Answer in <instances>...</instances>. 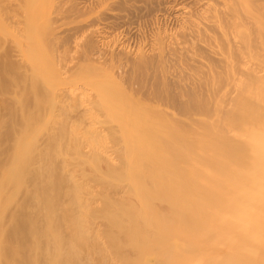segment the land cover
I'll return each instance as SVG.
<instances>
[{
    "label": "rangeland",
    "instance_id": "374dc122",
    "mask_svg": "<svg viewBox=\"0 0 264 264\" xmlns=\"http://www.w3.org/2000/svg\"><path fill=\"white\" fill-rule=\"evenodd\" d=\"M132 1L131 2H132L133 8H137L140 10L142 9V11H140L141 12L140 14L144 15L142 17V19L140 17L139 18L140 20H139L136 17H131L134 15L128 14L130 16V17L128 16V18H130V20L129 19L128 20L123 19V18H115V20H114L115 22L112 21V24L109 25V23L107 24L105 21L103 23V20H101V19L100 20L102 22H99L100 20L98 21L100 24L99 23L94 24V22L91 19H92V16L97 13L96 11H98V9L97 8L95 9L93 7H84L83 8L79 4L81 6V7L80 6L79 7L82 9L79 8V10H76V8L75 9L73 8V6H75L72 3L73 0H65V1L64 0H58V1L57 0H0V235H1L0 239L3 243L4 248H5L4 243H5V245H7L10 243L9 241H11V244H12V242L14 244L18 242V245L15 244L14 247L15 246L19 247V250L21 251L22 246L20 247V242H22V241L26 242V244L24 242H22L23 246H27L28 245L27 243H29L28 246L32 245V242L34 240L32 239L33 236H31V234H32L31 230H32V227L34 229V227L36 226L35 229L38 228L39 231L42 230L43 232H46V233H44L45 235L47 233H49V234L47 236H45L43 234V236L42 237L39 236V238L36 235V237L38 239L35 237H34V239L37 240V244L42 246L43 250H45V251L48 250L51 253L49 256L42 254L41 256H39L37 258L35 256H31V257L27 256L26 257V255H27V253H26V255H23V256L12 257L14 259L9 258L11 256L10 255L7 256L8 255L7 254L6 256L3 255L2 259L0 258V264H144V263L145 264L146 263L147 264L148 263L149 264H156L154 262L155 260H154V256H153V250H151L152 251L151 252V251H149L151 248H148V247H152V245H150V243H152L155 240V238L153 240H150V242H148V241H149V239H151V237L153 235H156V233H158L159 231L162 232V230L165 229V227L163 228L164 223L162 224L163 226L160 224V226H161L160 228H163V229H160L159 224L157 225V223L152 221V220H151L150 224H151V226L154 225L153 227H151L148 223H145V222L143 225V223H142L143 220L141 219V217L138 216L137 213H136V217L138 216V218H139L138 220H136L137 222L134 220L130 221L129 216H126L127 214L125 216H123L122 215V214H124L123 210H118L117 208H115L116 206H114V205L111 206L112 203L115 204L116 202L121 200L123 204H129L128 202H133V201H134L133 203L136 204L137 202L140 201L139 205H141V199L137 196V194L135 195V193H134L135 191L133 193H134L135 197L137 196L138 201L134 200L136 198L133 195L129 196V193L131 191H133V187L132 186L130 187L131 184L126 182V181H129V179L127 178L128 176L126 174L122 175V176H126L127 179L124 180L125 179L124 178L122 180L123 182L117 184L118 185L117 186L115 183H113L114 185L111 184V182L113 181L111 178L113 176L111 178L108 177V179H107L106 176H108V175L107 174L104 175L103 173H106V172L109 173L110 172V171H108V167H107V165L109 166L110 164L111 165L114 164V167L117 169V171L120 170L118 168H121V166H120L121 164L122 165L125 164V163H123L124 160H127L125 162L132 165L133 169L136 168L135 164H137L138 162H142L143 160H144V162H146V161L149 162V163H146L147 165L143 164L146 167L148 166V164L150 165V163H151L152 168L150 166H148V168H151V171H152V169L153 170L155 169L154 171H152V172H154L155 178L156 177L159 178V176L162 177V174L164 173V172L162 173L160 171V169L162 167H173L174 166L177 168L179 166L177 168L178 172H179V170L181 169V167H180L181 163L180 162H182V160L179 161L180 160L179 155H178L177 161H176V159H173V158H176L177 153L181 154L180 153V151H181L180 147L182 145L181 141H183V143L185 144V139L183 140V137L178 138L177 136H179V135H177L178 134L177 130L169 129L167 127V124H165V126H164L165 129H159L160 125L157 124L158 123V117H159L157 111L161 112L160 114H163L162 115L163 119L167 120L168 122L171 120V118H169L168 115H170L171 112L176 111V109L172 105L171 101L168 102L169 101L168 98H165V96H163V97H161L162 98V100H161V98L159 99V97L152 95L149 92L148 87L150 86V84L148 82L143 83V86H141V83H140V85H139V83H137V85H136V82H133L134 84L132 85L129 83L121 82L118 79H114V78H116L115 77L116 74L117 75L126 74L128 67H129V65H128L129 64V60H128L129 55H127V53L116 54V53H118L117 50H118L119 46H115V45H119V43L121 42L122 44H120V46H124L125 48L129 47V54L132 52L135 54L134 51H136V50L140 51V48H142V47L144 48V46L148 47V44L149 43L151 44L150 40L153 39L154 36L152 37L150 35V33L152 34V33H154V31H155V33H157L158 31H160L161 33L167 32L165 34L166 36H163L160 39L159 38L158 39L162 40L164 38L163 39L164 41L162 40V42L163 43L165 42L164 43L165 45L167 43L168 46H173V45L179 46L180 49H178V50H180V51L176 52V55H175L176 58H179V56H181V54H182L183 56H181V57H183V60H184L185 55L188 54L186 56L187 64H188L189 61L191 62V60H193V59H191L192 58L191 53L193 54L195 59H197L196 57L200 56L199 54L202 53V55L200 56L203 60L202 63L200 62L201 59L199 57H198L199 58L198 61L199 60L200 61H199V63L196 62L197 65H195L193 63V61L195 62V60L192 61V64L189 62L190 63L189 66L190 65H193V67L202 66L203 64L205 65L207 63L208 58H209V61H212L213 58L210 60V57L211 56L213 57L212 54H214L215 52L217 54L215 53L214 55H217V56L219 55L218 52L221 48V45H219V44H221V42H224V39H223L224 37L222 36L224 34H222L220 37L221 32L225 33L226 36L225 35L224 36H225V39L227 38L226 40H228V39L229 40L231 39V41L235 40L234 42L232 41V43H235L236 45H237V43H239L238 45H240V43H242L241 42L242 41V39H241L242 35H238L240 33V31H238L239 29H241V31L244 30V33L250 29L253 32L256 31L255 33H257L258 31H261V32L264 31V7H263L264 6V0H242L246 4L243 3V4H241V6L232 5L234 3H232V1L230 2V0H226V1L224 0L225 2L221 0L222 3L220 0H218V2L222 4V5L219 4V5H221V7L219 6L220 9H218V7H217V10L219 12L216 11L217 12L216 15L213 13H209V14L206 13L207 15L205 14L206 18L209 15V18H208L209 22L207 21V19H205L206 22H208L207 24H209V29H207L206 32H208L209 35L211 36V38H213V39L211 41H209V39L206 38L208 41H206V43L203 44V46H200V45H202L201 43L203 42V41L201 42V40L202 39L204 41L206 40L203 38V36H201L202 39L200 38V36H199V38H197L198 36H196V35L194 36L196 38H193V36H190L188 38L186 37L187 40L186 39H180L177 36L176 24H174V26H173L172 22L169 23L170 20H168L169 19L168 16L170 14V11H167L168 7H166V6L168 3H169L168 5H170V3H171V5H173L172 7H174V9H175L174 3L176 1L174 2V0H173V2H172V0H171V2H169L170 0L169 1L167 0V2H166V0H164L165 1L164 2L162 0H159L158 2H156L154 0L156 3H154L153 0H132ZM226 2H228V3H226ZM129 6H131V4H129ZM132 6H131V8H132ZM228 6L229 7L237 6L236 7L237 9L235 10V8H228ZM238 8L241 10H239ZM247 10H248V12H247ZM250 10H251V12H250ZM119 11L122 12V10H119ZM253 12H254V14L257 12L259 14V16L257 13L255 15L252 14L253 15L252 16L250 13H253ZM125 13L127 14V12H125ZM166 13H167V15H166ZM210 14H211V16H210ZM212 14L214 15V17H212ZM244 15H246V16H244ZM254 16H256L258 18V20ZM210 17H211V19H210ZM243 17H245V19ZM243 20H244V22H243ZM210 21H211V23H210ZM120 22H123L124 24L126 22L127 24L123 25V23H120ZM244 23H245V25H244ZM105 24L107 25V27ZM243 26H244V28L245 27L246 28L248 27V28L244 29ZM259 26H260V28H259ZM105 27H106V29H105ZM116 27L118 29H116ZM152 27H153V29H152ZM108 28L109 29L113 28L114 30L111 29L113 32L112 31L110 32V30ZM210 28H213V29L210 30ZM215 28L217 29V31H215L216 30ZM106 30L109 32L108 33L104 32ZM143 30H145V32ZM208 30H210V31H208ZM175 31H176V33H175ZM93 32L94 33L98 32L96 34H99L100 32L103 34L105 33L104 36H102V34L100 33L99 37H101V38L103 37L102 39L105 42L107 41V43L101 42V45L99 44L100 45L99 48L96 47V49H95V47L92 46L91 47L93 49L92 50L89 46L87 47L85 45V43L87 44V40L89 39V35ZM114 32H116V33H114ZM107 34L110 35V38H108V39L106 36ZM240 34H242V33H240ZM262 35L264 36V33ZM217 36H218V38H217ZM263 36H262V39H260L257 35L255 36L257 39L256 40V42H257L256 47L257 48L255 47L256 48L255 50H259L258 49L259 47H261V49H262V47H263V49H262L263 51L261 49L260 50H261V52H264V45H263L264 44V37ZM132 38H134V39H132ZM129 39H130V41L128 42ZM198 39L200 42L198 41ZM103 40H101V41H103ZM124 40H125V43H124ZM239 40H240V42H238ZM108 41H109V44H108ZM176 41H177L178 45L175 44ZM181 41L183 43H180ZM259 41L261 42L262 46L260 43H258ZM112 42H114V43H112ZM99 43H100V40H99ZM196 44H200V45L196 46ZM210 44L213 48L216 47L215 48L216 51H214V53H213V51H211V53H209L210 48H208V47ZM111 45L112 46L114 45V47H112ZM139 45H140V47H139ZM167 45L164 47L168 48ZM219 46H220V48H219ZM222 46H223V43H222ZM183 47H184V49H183ZM111 48H114V49L116 48L115 49L116 52L111 51V50H114ZM203 48L207 49V53H209V55L211 54L210 56H208V58H206L207 61L203 57V53H204V56H205V54L207 56L206 50H204ZM109 49H111V50H109ZM202 49L205 52L204 51L202 52ZM240 49H241V46L237 50L238 53L243 48L241 50ZM252 49H254V46L252 47ZM85 50L86 51L88 50V52H86ZM130 50H131V52H130ZM243 50H245V49H243ZM255 50H253V51L251 50V52H250L251 55L253 52H254L253 54H255V52H256V55H257V53L259 51L257 52ZM110 51H111V53H110ZM199 51H200V53L197 54L196 52H199ZM112 52L114 53L112 55L114 57L113 58H112V56L108 57V56H110L108 54H112ZM222 52H223V50H222ZM241 52H243V51H241ZM245 52H248V51H244V53H243L246 56ZM177 54L179 55L178 57H177ZM243 54H240V57L242 55L241 58L244 57ZM261 54H263V53H261ZM261 54L258 53V55H261ZM172 55L171 54L167 55L164 58V60L166 59L165 60L166 63L165 64L163 63L165 65V68L163 67L164 65L163 66L158 65L159 68H157V72L161 71L160 68H162V72H163V69H165L167 72L166 68L168 67V72L167 73L163 72V73L166 74V76L168 78L173 79V80L169 79L170 80L169 81V84H170L169 87L172 90H174L175 92H177V89H179V87L177 85L183 84V83H176L175 84L174 81L176 80L177 77H180L183 73L184 74L187 73L184 71L185 69H189V71H191V69H190V67L189 68L186 67L188 65H181V66L186 67V68L184 67L185 68L184 70L182 67H181L182 70H181V68L178 70L177 68L173 67L176 65V62H178V61L176 60L175 56L172 57ZM226 55L227 54H224L222 57H225ZM229 55L227 56V58L229 57ZM263 55H262V58L264 59ZM169 56H171L172 58ZM230 56H234L233 58H235L236 53L234 55L232 54ZM253 56L254 55H252L250 57V59L249 58L247 59L249 61L251 60L252 62L251 61L250 62L253 63V65H255L256 62L259 61L260 59H261V61L263 60L260 56H259V59L257 58L258 56H254V57ZM181 57H180V59H181ZM214 57H216V56H214ZM240 57L235 58V60L239 59ZM247 57H249L248 54H247ZM169 58H171L173 61ZM231 58L232 57H230L228 59V61ZM251 58H255V59H253L254 61ZM174 59L176 60L175 62H174ZM188 59H189V61H188ZM240 59H239V62L237 61V63H240ZM185 60H184V64H185ZM99 61L101 64L99 63ZM116 61H118V62H116ZM249 61L246 62V57H245L244 62H246L247 65L248 64L252 65ZM173 62H174V64H173ZM203 62H205V63H203ZM229 62H231V63L235 62L236 63V61H234V60L232 61V59ZM112 63H114V64H112ZM241 63H243V62L241 61ZM243 64H245V63H243ZM113 65H115L116 67ZM123 65H125V66L128 65L127 69ZM170 66H172V68ZM176 66H178V65H176ZM231 66L229 65V67H231ZM203 67H206V65ZM203 67H200V68L203 69ZM173 68H175V69H173ZM206 68L208 71V64H207ZM224 68H226V67H223L222 68L223 70H221L220 68L219 69L221 70V72H224V73L226 71H229L228 68H226V69H224ZM220 70H218V71L216 70V72H220ZM205 71H206V69H205ZM256 71H257L258 75H262V72H260L259 70H256ZM109 73L112 75V77ZM203 73L205 74V72H203ZM198 74H200V73H198ZM171 76H172V78H171ZM145 84L147 86L148 85L149 86L146 87ZM221 91L224 92V90H221ZM168 103H170V105H168ZM157 108H159V109H157ZM119 109H120L121 113L118 111ZM165 109L168 111V113L170 112V114L165 112L166 111ZM110 118H111V120H110ZM119 120L120 121L122 120L121 122H123V125ZM150 121H153L152 123L149 124L150 126L149 125L145 126V124L149 123ZM147 127H149V128H147ZM173 130H174V132H173ZM180 130L184 132V130H182V129H180ZM180 130H178V131H180ZM186 130L188 131V129H186ZM112 132H113V135H111ZM169 132H170V134H168ZM156 133H160L159 134L160 137H162L161 135L164 134L163 137L166 139L168 137V140H166V139L161 140V138ZM174 133L176 135L173 136ZM114 135H116V136H114ZM143 135H144V137H143ZM170 136H172V137H170ZM175 136L177 137V139ZM90 137H93V138H90ZM88 138H90V140ZM94 138H97V139H94ZM125 138H128V139H125ZM169 139H170L171 144L169 142ZM88 140L92 141L93 144L91 142H89ZM175 140L179 142L176 145L179 147L178 149L180 151L177 149V147L174 148L175 145L174 146L172 145L173 144L172 141L176 142ZM168 142H169V147H170V145L173 146V150H172V146H171V148L168 147L167 149H165L168 146V144H167ZM144 143H146V144L144 145ZM88 144H90V146ZM98 144L100 147L98 146ZM93 145H95V146L93 147ZM146 145H147V147H146ZM183 145H182V147L185 146V145L184 146ZM96 146H97L98 150L95 149ZM127 146H128V148H127ZM129 146H131V148H129ZM134 146H135V148H134ZM164 146H166V147H164ZM90 147L93 150H91ZM184 148H182L183 151H184ZM174 149H177V150L174 151ZM128 150H130L131 152L130 151L128 152ZM93 151H95V152H93ZM183 151H182V153H183ZM106 152L108 153L107 155H106ZM127 152L129 153L128 154L129 156L126 155ZM97 153L99 154L101 159L97 157L98 156ZM130 153H131V155H130ZM95 155H97V156H95ZM109 155L113 156L114 159H116L115 161H116V164L118 163L117 165L113 161L114 160L113 157H111ZM93 156H95V157H93ZM104 156H105V158L106 157L107 158L105 159ZM96 158H98L97 159L98 162L96 161ZM181 158H182V156H181ZM111 159H113V160H111ZM186 159H187L186 157L183 158V160L185 161V162L183 161V164H185V165L190 161L189 159H188L189 161ZM106 160H107V162H106ZM92 162H94L97 167H95V165H93L94 163H92ZM177 162H179L180 164L178 165ZM138 164H137V169L139 172L135 173L133 175L134 178L137 179L136 187H139L138 193L142 194L143 189H145V190L148 189V191L152 190V194L150 196L153 195L152 197L147 196L150 199L146 197L148 200L151 201V203H150V201H149V203H150V206H152V207L150 209L149 208L144 209V211H143L145 214L144 216L149 217L156 207H157L156 210L159 208L160 210L159 209L158 210L160 212H162V214L165 211L169 212V209L171 208V206L169 208V205H170L169 201L166 202V201H164L163 197H160L161 191L156 190L158 188L152 189L156 186V184L154 186V183H153L154 181H150L151 178L148 181L149 176H144L145 180H146L144 182V177H143V180L141 177L143 174L145 175V173H146L147 175L150 174V176H152V179H154V175H151V172H149L150 169L148 170L149 174L147 173V170L142 171L141 170L143 168L142 163H141V165H138ZM189 164H190V162H189ZM20 165L23 168L19 167ZM154 165L156 168L158 166V168L156 169L154 167ZM124 166L125 165H123L122 168H124ZM184 167L187 168L188 166L187 167L184 166ZM184 167H182V168L184 169ZM15 168H21L23 170H24V168H27L24 173H27L26 171H29V173L27 175L22 174V176L24 175V177H23L24 181L20 177L21 175L20 176L18 175V177H20L22 180V181H20V180L19 181L22 182L23 184L22 183L19 184V183L15 182L16 179L12 180V181H14L12 184L11 179H13V178H12L11 174ZM143 169H146V168H143ZM23 170H21V171H23ZM125 170L124 169L120 170V175H121V172H123L122 174H124ZM140 170L143 172V174H140ZM181 171H184V170L181 169L179 173H181ZM125 172L127 173V170ZM100 174H102V175H100ZM165 174L166 173H164L163 175L165 176ZM169 174L170 173H167L166 176L171 177L172 174L171 175H169ZM97 175L99 177L98 180H97L98 177H96ZM110 175H111V172H110L109 176ZM182 175L184 176V180L187 176H188V178L190 177V174L189 175L185 174V171L183 172ZM40 177L41 178L46 177L47 179L52 180V182H53L49 186V188H53V191L52 192L47 191V193H45V195H44L45 198L41 197L43 200L47 199L46 202H48L47 203L48 206L46 208H44L45 205L40 206L42 203L40 201H43L42 199H39L40 197H36V198L33 197L32 198V196H31L33 194L32 191H36L37 187H39V180L41 179ZM101 177H102V179H101ZM14 178H15V176H14ZM29 179H31V180H29ZM109 179L112 181L110 182ZM165 179H166V177H165ZM45 180L46 179H44V181ZM75 180H77L78 183L81 185L80 199L82 201L80 200V202H78V203H76V200L74 198L75 186H74L73 182ZM140 180H142V181H140ZM161 180H164V179L161 178ZM100 181H101V183H100ZM108 181H109V183H108ZM183 182H185V181H183ZM15 183H17V184H15ZM143 183H145V184H143ZM150 183L154 187L152 186V188H151ZM108 184H111V185H108ZM123 184H124V187H122ZM14 185L15 186L19 185L21 187V188L18 187V188H20V190L17 188V186L15 188ZM88 185H90L91 187ZM143 185H145V186H143ZM148 185H150V186H148ZM140 186L143 187V189H141ZM146 186H148V188ZM31 187H33V188H31ZM34 188H36V189H34ZM125 188H127V189H125ZM31 189H32V191H30ZM89 190L91 193L89 192ZM14 191L17 193H15ZM26 191H28V192L26 193ZM157 191H159V192L156 193ZM39 193H40V190H39ZM92 193L95 194L94 197L92 196L93 195ZM29 194H31V195H29ZM127 194H128V196H126ZM145 194H146V192H145ZM173 195L174 194H170V197L172 196L171 198H173ZM81 196L84 199L81 198ZM143 196H144V193H143ZM105 197L107 198V200ZM153 198L154 199L156 198L155 199L156 201ZM115 199H119V200L114 201ZM128 199H130V200H128ZM151 199H153V200H151ZM50 200L51 201L54 200V201L50 202ZM112 201H114V202H112ZM54 202H56V203H54ZM153 202H156V203H153ZM49 203H50V205H52L51 210L48 208V207H50ZM75 203L77 205L79 204V206H77ZM109 203H111V204H109ZM167 204H169V205L167 206ZM86 205H87V209H89L90 214L87 211V209H84V211L86 210L88 213V215L85 216L84 214H87L86 211L82 212V209L80 210V207L86 208ZM23 207H24V209H26V208L27 209L21 210V209H23ZM38 207H41L40 210L36 209ZM54 207H56V208H54ZM77 207H79V208H77ZM165 207H167L168 210ZM19 208H21V209H19ZM148 209L149 210L153 209V211L150 213ZM16 210L18 211L17 212L18 214L16 213ZM20 210H21V212L23 211L24 214L20 213L19 212ZM110 210L112 211L111 213H113V211H114V213L117 216L116 217V216L112 215V216H114L113 219L114 218L120 219V217H118V215L121 216L120 223H118V224L113 223V222L110 223V218H109V216H111ZM50 211H54L55 213L50 212ZM117 211H118V213H117ZM48 212H50L49 216L47 214L50 222L47 219L44 220L45 219L44 216ZM79 212L81 213L80 216L78 215ZM92 212H94V213L92 214ZM131 212L133 213L134 211H132V209H131ZM143 212H142V214H143ZM168 212H165V213H168ZM108 213H110V214L108 215ZM149 213H150V215H149ZM16 214H17V216H15ZM12 215L16 218H12L13 217ZM18 215H19V217H18ZM73 215L75 217L77 215L76 219H78L82 215H83L82 217H86V218L83 219L81 217V219H83L82 220L83 223L82 222L80 223L78 221L79 219L75 221V218L73 217ZM129 215L131 216V213ZM10 216H11V219H14L13 221L11 219H9ZM52 216H53V219L55 218L54 220L52 219ZM98 216H100L102 218H100ZM152 216H155V214L154 215L152 214ZM152 216H150V217L152 218ZM72 217L74 218V220ZM18 218H20L22 221H20V219H19V220H17V223H15L16 219H18ZM126 218L129 220V222H130V223L128 222L129 224L128 223L125 224L127 222ZM85 219H86L87 223H86ZM140 219L142 221H140ZM122 220L125 222H121ZM18 221L20 222V224ZM33 221L36 222L35 226H30ZM22 222L28 223V225H27V223L26 224L24 223L22 225L27 226V228H28V226H30L29 227L30 231H29V228L27 229L26 227L21 226ZM133 222L137 225H134ZM138 222H141L142 224H139ZM90 223H91V226H90ZM153 223H156V224H153ZM167 223H168V221L165 222L166 227L168 225ZM17 224L19 226H21V229L24 228L23 230L25 232L22 231L19 228V226H17ZM80 224L82 225V227H85L87 225L89 226L90 229H88V228L85 229V230L88 229L87 233L82 229L89 236H87L85 233H81L83 235H81L79 233V231L81 230L82 227H78L76 225L80 226ZM132 224L134 226H132ZM120 225L121 226L123 225L122 226L123 229ZM127 225H129L130 227H128ZM156 225L158 226V229H157ZM16 226L20 229L18 231V234H17V231L16 232L14 231ZM59 226H61V227H59ZM75 226L77 228H79V230L75 229ZM126 226H127V229L128 228H130V229L127 230ZM144 226H147L148 228L146 229ZM10 227L14 228V230L12 229L13 232L10 230L11 229ZM68 227L70 229H68ZM118 227H121V228L118 229ZM18 228H17V230H18ZM73 229H75L76 231L73 232ZM135 229L137 230V232ZM142 229L144 232L146 231L145 233L149 237L147 235H143V232H141ZM121 230H122V233H121ZM123 230H125V231H123ZM131 230H133V233ZM153 230H154V232L156 231V233H154ZM9 231L11 232L10 235H9ZM138 231H140V233H138ZM151 231H152V234H151ZM21 232L22 233L24 232V233L21 234ZM28 232H29V234H28ZM80 232H82V231H80ZM160 232L154 237H158V235H160ZM25 234H27V235H25ZM41 234H42V232H41ZM141 234L144 237H142ZM24 235H25V237H23ZM76 235H78L79 238L76 237ZM94 235H96V236H94ZM127 235H129V237ZM82 236L84 237L83 239H85L87 241L89 246L91 244L93 246L87 247L86 245H83V247H84L83 248L82 243H81ZM73 237L75 238V240ZM88 237H89V239H88ZM100 238H101V240H99ZM132 238L134 239V242L138 243L136 245V247L138 245H141V243H142V246H138L139 248L137 247V249H136L134 247L135 243L131 244ZM143 238H144V241H143ZM147 238H149V239L147 240ZM22 239H24V240H22ZM71 239H73V240L71 241ZM127 239L129 242L131 241V243L126 244L128 246H126L124 244V243L128 242ZM77 240L79 241V243L77 242ZM111 240H112V242H111ZM118 240H119V242H118ZM146 240H147V242H145ZM68 241L70 242L69 245H68ZM100 241H101V243H100ZM139 241H140V244H139ZM71 242L73 243V246L76 247L75 249H77V247H78V250L76 251V253L80 249V252H78V254L75 253L77 257L74 256L75 255L73 253L74 250L70 248V245L72 244ZM120 243H122V244H120ZM160 243H162V242L159 241L158 244H160ZM154 244H155V246L158 245L157 242H155ZM120 245H122V246L119 248ZM66 246L68 247V249H67L68 251H70V252L72 251L73 254H70L72 257L70 255H69L70 257H68V255L66 253L64 254L66 256H63V257H60L57 254L59 250H65L67 248ZM130 246H131V249H130ZM1 247H2V244H0V248ZM91 247L93 248L92 250H91ZM95 247H96V249H95ZM105 247H107V248H105ZM110 247H111V249H110ZM122 247H125V249ZM89 248H90V252H89ZM104 248H105V250H103ZM115 248H116V250H115ZM69 249H71V250H69ZM139 249H141V252ZM142 250H146L147 253H146V251H145V254H144V252L142 253ZM103 251H105V252H103ZM8 252L10 253V250H8ZM101 252H102V256H101ZM107 252H109V255H107L108 254ZM114 253H115V256H114ZM122 253H124V255ZM135 253L137 255H135ZM88 254H90V255H88ZM103 254H105V255H103ZM142 254H144V256ZM110 255H112V256H110ZM126 255L129 257L127 258ZM109 256L111 259L109 258ZM139 257H141V258L139 259ZM122 258H123V260H122ZM125 258H127L128 261ZM137 258L139 260H137ZM146 259H150V261L149 260L147 261Z\"/></svg>",
    "mask_w": 264,
    "mask_h": 264
},
{
    "label": "bare ground",
    "instance_id": "6f19581e",
    "mask_svg": "<svg viewBox=\"0 0 264 264\" xmlns=\"http://www.w3.org/2000/svg\"><path fill=\"white\" fill-rule=\"evenodd\" d=\"M131 1L132 0H73L72 3H73V5H75V6H73V8L74 9L76 8V10H79V8L81 6L83 8L84 7H93L95 9L97 8L98 9V11H96L97 13L95 15H93L92 19H91L94 22V24L102 22L101 20H103V23L105 21L107 24L109 23V25H110V24H112V21L115 20V18H123V19H127V20L129 19L130 20V18H128V16L131 15V14L134 15V16H131V17H136L137 19H139L141 17V19H142V17L144 16V15L140 14L141 13L140 11H142V9L140 10V9H137V8H133V6H132V2L133 1L132 2ZM155 1L158 2L159 0H155ZM155 1H154V3H156ZM162 1H164V0H162ZM222 1H224V0H222ZM222 1H221V3H222ZM231 1H232V3H234L232 5L241 6V4H243V3L246 4L242 0H230V2ZM166 2H167V0H166ZM169 2H171V0ZM172 2H173V0H172ZM174 2H175L174 3L175 4V9H174V7H172L173 5H171V3H170V5H168L169 3L168 4L166 3L167 4L166 7H168V9L167 8L166 9H167V11H170V14L168 16V18H169L168 20H170L169 23L172 22L173 26H174V24H176L178 38L187 40V38L190 37V36H193V38H196V37H194L196 35V36H198L197 38H199V36H200V38H201V36H203L204 39L207 38V39H209V41H211L213 38H211L209 33L206 32L207 29H209V24H207L209 22L208 21L209 15L206 18L205 14L206 13L207 14L213 13V14L216 15L217 12H219L217 10V7H218V9H220L219 6L221 7L222 4L219 3L218 0L217 1L216 0H174ZM226 3H228V2H226ZM129 4H131L133 9L131 8V6H129ZM219 4H221V5H219ZM236 7L237 6H234V7L233 6L232 7L228 6V8H235V10L237 9ZM80 9H82V8H80ZM119 10H122V12L119 11ZM239 10H241V9H239ZM125 12H127V14ZM247 12H248V10H247ZM250 12H251V10H250ZM254 12L250 13V14L252 15V14H254ZM213 14H212V17H214ZM166 15H167V13H166ZM210 16H211V14H210ZM244 16H246V15H244ZM256 16H254V17H256ZM258 16H259V14H258ZM243 18L245 19V17H243ZM205 19H207L208 22H206ZM210 19H211V17H210ZM256 19L258 20L257 17H256ZM123 22H120V23H123ZM243 22H244V20H243ZM210 23H211V21H210ZM126 24H127L126 22H125V24L123 23V25H126ZM244 25H245V23H244ZM106 27H107V25H106ZM106 27H105V29H106ZM243 28H244V26H243ZM259 28H260V26H259ZM111 29L114 30L113 28H111ZM111 29H109L110 32L112 31ZM116 29H118V28L116 27ZM152 29H153V27H152ZM211 29H213V28H210V30ZM107 30L104 31V32L108 33L109 31H107ZM210 30H208V31H210ZM143 31L145 32V30H143ZM215 31H217V29ZM238 31H240V33H242V34H240ZM238 31H237L239 33L238 35H242V37H241V39H242L241 42L242 43H240V45H238L239 43H237L238 46L235 43H232L233 40L232 41H231V39L230 40L229 39L226 40L227 38L225 39V36H226L225 33L220 31L221 32L220 37H221L222 34L225 35V36L222 35L224 37L223 38L224 42H221V44H219V45H221V48L219 46L221 51L220 50H219V52L217 51L220 56L219 55L218 56L214 55L216 53V52L214 53V51H216L215 50L216 47L213 48L211 46V44L208 47V48H210L209 49L210 50L209 53H211V51H213V53H214V54H212L213 57L212 56L210 57V60L213 58L212 61H209V58H208V56H210L211 54L209 55V53H207V49H204L205 47L203 48L204 50H206V53H207V56L205 54L206 57L204 56V53H203V57L205 59L208 58V61L206 59L207 63L205 64L206 67H207V64H208V71H207L206 67H203V66H205L204 64L202 66H196V67H193V65L189 66L190 63L192 64L193 60H195V62L193 61V63L195 65H197V63H199V61H200V60L198 61L199 58L201 59L200 62L202 63L203 60L200 57L202 55V53H200V51L196 52L197 54L200 53L199 54L200 56L196 57L197 59H195V57L191 53V55H192L191 59H193V60L190 59L191 60V62H190L189 59H188V61L190 62V63L188 62V64H187V59H186V56L188 54L185 55V59L186 60L184 59L185 60V64H184L183 57H181V56H183L182 54H181V56H179L177 54V57L179 56V58H176V56H175L176 52L180 51V50H178V49H180L179 46H174V45L173 46H168L167 43H166L168 48L164 47V46H166L164 44L165 42L164 43L162 42V40L164 38L162 40H159V39L161 37H163V36H166L165 34L167 32H163L162 31L164 34L161 33L160 31H158L157 33H155V31L152 34L150 33V35L152 37L154 36V38L150 40L151 44L149 43L148 47H145V46H144V48L142 47L143 49L140 48V51L138 50L139 52L137 50L134 51L135 54L133 52L129 54V47L128 48L126 47L127 48L126 49L124 46H120V44H122L121 42L119 43V45H115L114 44L115 46H119L118 50H117L118 53H116V54L127 53V55H129L130 57L128 56V60H129V64L128 65H129V67H128L127 73L123 74V75H117L115 73L116 76L115 75L114 76L116 78H114V77L113 78L114 79H118L121 82L129 83V84H132V85L134 84L133 82H136V85H137V83H139V85L141 83V86H143V83L148 82L150 84V86L148 85L149 86L148 87L146 84H145V86L149 88V92L152 95H154L156 97H159V99L161 97H163V96H165V98H168L169 101L168 100L167 101L168 102L171 101V103L174 106V108L176 109V111H173L170 114V112L168 113V111L165 109L166 110L165 112L170 114V115H168V117L171 118V120L169 122L167 120L163 119V116H162L163 114H160L161 112L157 111L158 116H159L158 117V123H157V124L160 125V126L158 125L159 129H165L164 126H165V124H167V127L169 129L177 130V133H178L177 135H179V136H177L178 138L179 137L180 138L183 137V140L185 139V144L183 143V141H181L182 145L183 144L185 145V146L183 145L185 148L182 147V145H181V147H180L181 151L178 149L179 147L176 145L179 142L176 141V140H175L176 142L172 141V143H173L172 145L173 146L175 145L174 148L177 147V149L182 154L181 155V154L177 153L176 154V158H173V159H176V161H177L178 160V155H179V157H180L179 161L182 160V162H180L181 164L179 162H177V164L181 165L180 167H181L182 170L185 171V174H188V175L190 174L189 178L187 176L185 178V180H184V176L182 175L184 171H181V173H179L180 170H181L180 169L179 172H178L177 168L179 166L177 168L174 167V166L173 167H162L160 169V171L162 173L164 172L166 174L170 173L169 175L172 174L171 177H167L166 174L164 176L163 175L164 173H163L162 177L159 176V178H157V177L155 178L154 172H152L155 169L154 170L152 169V171H151V168H152L151 163H150V165L148 164V166H150L151 168H148V166L146 167V166L143 165V164L149 163L147 161L144 162L143 159H142L143 160L142 162H138L139 164L137 163L138 165H141V163H142L143 168H146V169H143V168L141 169L140 168L142 171L147 170L148 174H149V172H151V175H154V179H152V176H150V174L147 175L145 173V175H144L143 172L140 170V174H143L142 176L140 175L142 177V180H143L144 176H149L148 177V181L151 178L150 181H154L153 182L154 186H155V184L157 186V187L156 186L154 187L150 183L151 184V188H152V186L154 187L152 189L158 188L156 190L161 191L160 197H163L164 201H166V202L169 201L170 205L167 204V206L169 205V208L171 206V208L169 209V212L165 211L166 209L168 210L167 207H165L166 209L164 210L165 212H168V213L164 212L165 214L164 213L162 214V212L159 211L160 210L159 208H158L159 210L158 209L156 210L157 207L155 209L153 208L154 211H153V209L149 210L152 206H150L151 201L148 200L147 198L153 196V195L150 196L152 194V190L151 189H150L151 191H148V189L145 190V189H143V187L140 186L141 189H143L144 196H143V193L142 194L140 193L142 196L138 193V188L139 187H136L137 179L134 178V176H133L135 173L139 172L138 169H137V164H135L136 168L133 169L132 165H130L129 163L125 162L127 160H124V161L122 160L123 163H125V164H123L125 166H124V168H122L123 165L121 164L120 165L121 168H118V169H120V170H123V169L125 170L126 169L127 173L125 172L126 171L125 170L124 174H122L123 172H121V175H120V170L117 171V169L114 167V164L113 165L110 164L109 166L107 165L108 171L111 172L110 176H109L110 172L109 173L108 172L103 173L104 175H106V174L108 175V176H106L107 179H108V177L111 178L113 176L111 178L113 181L109 179L110 182L112 181L111 184L115 183L117 185V184L123 182L122 180L124 178H125L124 180H126L128 178L129 181H126V182L131 184V185L129 184L130 187L131 186L133 187V191H131L130 189L129 190L132 193L135 191L134 192L135 195L137 194V196L141 199V205H139L140 201L137 202L138 204L136 202H135L136 204H134L133 203L134 201L133 202H128L129 204H123L122 201L119 200V199H115L114 200V201L119 200L115 204L109 203V204H111V206L112 205L116 206L115 208H117L118 210H123V213H124V214H122L123 216H125L127 214L126 216H129L130 221L138 220L139 219L138 216H139L143 220V222H142L143 225H144V222H145V223H148L150 226H151L150 222L152 220V221L156 222L157 225L159 224V228L161 227L160 224L162 225L164 223V226L163 225L162 226H163V228L165 227V229L160 228V229H163V230H162V232L159 231L160 235H158V237H154V236H156L159 232L156 233V231L154 232V230H153V232L156 233V235H153L152 236L153 238L150 236L151 239L147 238V240L149 239L148 242H150V240H153L155 238V240L152 243H150V245H152V247H148V248H151V249L150 250L148 249V250L149 251L153 250V256H154V260H155L154 262L156 264H264V59L262 58V55L264 54V52H261L263 47L261 49V47H259V46H258L259 50H255L257 48L256 47L257 46V42H256L257 39H256L255 36L257 35L260 39H262V36H263L262 34L264 33V31H262L263 33L261 31H258V30H257L258 32L255 33L256 31L254 30L255 32H253L251 29L246 31L245 33H244V30L241 31V29H239ZM96 33H98V32L91 33L89 35V39L87 38L88 39L87 40V44L85 43V45L87 47L89 46L91 48L93 46L96 49V47L99 48V46L101 45V42L102 43L105 42L102 39L103 37L102 38L99 37L101 32L99 34H96ZM114 33H116V32H114ZM175 33H176V31H175ZM101 34H102V36L105 35V33L104 34L101 33ZM106 36H107V39L110 38L109 34H107ZM217 38H218V36H217ZM132 39H134V38H132ZM207 39L205 41L202 39L201 40V42L203 41L201 43L202 45L196 44V46H198V45L203 46V44H205L206 41H208ZM99 40H100V43H99ZM101 40H103V41H101ZM129 41H130V39L128 40V42ZM198 41H199V39H198ZM260 41L258 43L261 44ZM238 42H240V40ZM105 43H107V41ZM112 43H114V42H112ZM124 43H125V40H124ZM180 43H183V42L181 41ZM222 43H223V46H222ZM108 44H109V41H108ZM175 44L178 45L177 41H176ZM114 45L113 46L111 45V46L114 47ZM240 46H241V49L243 48L245 50H243V49L241 50L240 49L243 52L239 51V53H238L237 50L239 49ZM253 46H254V49H252ZM261 46H262V44H261ZM139 47H140V45H139ZM111 49H114V48H111ZM111 49H109V50H111ZM115 49L111 50V51L116 52ZM183 49H184V47H183ZM203 49H202V52L204 51ZM222 50H223V52H222ZM251 50L252 51L255 50L257 52L259 51L258 53H260V54L263 53L261 55H258V53L256 55V52H255V54H253L254 52L252 53V55L258 56L257 57L258 59H259V56H260L263 60L261 61V59H260L257 62L255 61L256 64L254 63L255 65H253V63H251L252 62L251 60H250L251 62L249 60H247L248 58L250 59V57L252 56L251 53H250ZM111 51H110V53H111ZM244 51H248L249 53L245 52L246 53V56H245L243 54ZM86 52H88V50ZM113 52H112V54H108V55H110L108 57H111L114 54ZM130 52H131V50H130ZM235 53H236L235 58L240 57V54L244 55L243 58H241L242 55L240 57L241 59L239 58L240 59V63H237V61L239 62V59L235 60V58H233L234 56H230L232 54L234 55ZM170 54L171 55L173 54L172 57L175 56L176 60L178 61V62H176V65H178V66H176V65L173 66L172 65L173 67L177 68L178 70L181 67L183 68V70L186 67L187 68L190 67V69H191V71H189V69H185L184 71L187 72V73H185V74L183 73L180 77H177L176 80L174 81L175 84L176 83H183V84H178L177 85L179 87V89H177V92H175L174 90H172L169 87V85H170L169 81L173 80V79L168 78L166 76V74L163 73V72H165V73L168 72V67H167L168 65L166 66L167 67L166 68L167 72H166L165 69H163V72H162V68H160V70H161V71H159L160 73L157 72V68H159L160 65L163 66L166 63L165 62L166 59L164 60V58L167 55H170ZM224 54H227V55L225 57H222ZM247 54L249 55V57H247ZM228 55H229V57L227 58ZM214 56H216V57H214ZM113 57L114 56H112V58ZM169 57H171V56H169ZM180 57H181V59H180ZM230 57H232L231 58L232 61L234 60V61H236V63L235 62L234 63L229 62L231 60L230 59L228 61V59ZM245 57H246V62L249 61L252 65H250V64L247 65L246 62H244ZM171 58H169V59H171ZM251 59L253 60L255 58H251ZM176 60L174 59V62ZM241 61L243 63H245L246 65L241 63ZM116 62H118V61H116ZM174 62H173V64H174ZM99 63H100V61H99ZM203 63H205V62H203ZM112 64H114V63H112ZM128 65H126V66L123 65V66H125V68L127 69ZM181 65H188V66L185 67V66H181ZM229 65L230 66L232 65V66L229 67ZM113 66H115V65H113ZM172 66H170V67L172 68ZM163 67L165 68V65ZM200 67H203V69H201ZM223 67H226V68L229 67L228 68L229 71H226L225 73L221 72V70H223L222 69ZM175 68H173V69H175ZM182 68H181V70H182ZM226 68H224V69H226ZM205 69H206V71H205ZM216 70L217 71L220 70V72H216ZM256 70H259L260 72H262V75H258ZM203 72H205V74ZM198 73H200V74H198ZM111 77H112V75H111ZM171 78H172V76H171ZM221 90H224V92L221 91ZM161 100H162V98H161ZM168 105H170V103H168ZM157 109H159V108H157ZM118 111L120 112V109ZM110 120H111V118H110ZM152 122L153 121H150L149 123H146L145 126L149 125ZM121 123L123 125V122H121ZM147 128H149V127H147ZM180 129L184 130V132L181 131ZM186 129H188V131ZM178 130H180V131H178ZM173 132H174V130H173ZM175 133L173 134V136L176 135ZM156 134H158V136H159L160 133H156ZM168 134H170V132ZM111 135H113V132H112ZM114 136H116V135H114ZM161 136L162 137L159 136L161 138V140L162 139H166V138L163 137L164 134L161 135ZM143 137H144V135H143ZM170 137H172V136H170ZM177 137H176V139H177ZM90 138H93V137H90ZM90 138H88V139L90 140ZM94 139H97V138H94ZM125 139H128V138H125ZM166 140H168V137H167ZM89 142H91L93 144L92 141H89ZM169 142H170V139H169ZM169 142L167 143L168 144L167 147L164 146V147H166L165 149H167L169 147ZM145 144L146 143H144V145ZM170 144H171V142H170ZM88 145L90 146V144H88ZM172 145H170L169 148H171ZM94 146L95 145H93V147ZM98 146H99V144H98ZM131 146H129V148H131ZM173 146H172V150H173ZM146 147H147V145H146ZM127 148H128V146H127ZM134 148H135V146H134ZM182 148H184V151H183ZM95 149L98 150L97 146L95 147ZM177 149H174V151H176ZM91 150H93V149L91 148ZM129 151L130 150H128V152ZM182 151H183L184 154L185 153L186 154L184 155L182 153ZM93 152H95V151H93ZM128 152H127L126 155L129 154ZM107 154L108 153L106 152V155ZM97 155H95V156L100 158L98 153H97ZM130 155H131V153H130ZM95 156H93V157H95ZM109 156H111V155H109ZM181 156H182V158H181ZM111 157H113V156H111ZM185 157L187 158L186 160H188V159L190 160V161L189 160L188 161L190 162L191 165L189 164V162L186 165L183 164V161H184L183 158H185ZM98 158H96L97 162H98V160H97ZM104 158H105V156H104ZM113 159H114V157H113ZM113 159H111V160H113ZM115 160L116 159H114L113 161L116 164ZM106 162H107V160H106ZM92 163H94V162H92ZM93 165H95V163ZM184 166H186V167L188 166L189 168L188 167L185 168ZM19 167H22V166L20 165ZM95 167H97V166L95 165ZM154 167H155V165H154ZM182 167H184V169ZM157 168H158V166H157ZM26 169L27 168H24V170L21 169V168H15L13 170L12 174H11V176L13 178V179H11V181L16 179L15 182H17L19 184L22 183L20 181H22V180L24 181V179H23L24 175L25 174L27 175L29 173V171H26L27 173H24ZM149 169H150V171L148 172ZM21 170H23V171H21ZM22 174H24V175L22 176ZM125 174L128 176L127 178H126V176H122V175H125ZM18 175L19 176L21 175L20 177L22 178V180H21L20 177H18ZM100 175H102V174H100ZM14 176H15V178H14ZM96 177H98V175ZM160 177L162 179H164V180H161ZM165 177H166V179H165ZM43 178H41L39 180V187H37V189L34 188V189H36V191H32V189L30 190L33 193L32 195L29 194V195L32 196V198L33 197H35V198L36 197H40L39 199H42V198H45L44 195H45V193H47V191H50V192L53 191V188H49V186L53 183L52 180H49V179H47L45 177L44 179H46V180L44 181ZM98 179H99V177L97 178V180ZM101 179H102V177H101ZM29 180H31V179H29ZM142 180H140V181H142ZM109 181H108V183H109ZM145 181L146 180H145V177H144V182ZM183 181H185V182H183ZM13 182L14 181H12V184H13ZM17 183H15V184H17ZM73 183H74V186H75L74 198L76 200V203H78L81 200L80 199V192H81L80 188H81V185L78 183L77 180H75ZM100 183H101V181H100ZM111 184H108V185H111ZM143 184H145V183H143ZM16 186H17V188L20 187L19 185H16ZM16 186H15V188H16ZM88 186H90V185H88ZM143 186H145V185H143ZM148 186H150V185H148ZM148 186H146V187L148 188ZM122 187H124V184H123ZM20 188H18V189L20 190ZM31 188H33V187H31ZM125 189H127V188H125ZM39 190H40V193H39ZM144 191L146 192V194H145ZM159 191H157L156 193H158ZM27 192L28 191H26V193ZM89 192H90V190H89ZM131 192L129 193V196L130 195L134 196V193L132 194ZM15 193H17V192H15ZM170 194H174L173 195L174 199L171 198L172 196L170 197ZM94 195L95 194H93L92 196L94 197ZM126 196H128V194ZM137 196L136 197L134 196L136 199H134V198L133 199L138 201ZM147 196H149V197H147ZM81 198H83V197L81 196ZM153 199H151V200H153ZM106 200H107V198H106ZM128 200H130V199H128ZM46 201H47V199L43 200V201H40V202H42L40 206H44L45 205L44 208H46L48 206L47 205L48 202H46ZM53 201L50 200V202H53ZM114 201H112V202H114ZM149 201H150V203H149ZM54 203H56V202H54ZM153 203H156V202H153ZM49 206L51 208L50 207H48V208L51 210L52 209V205H50V203H49ZM77 206H79V204ZM40 208L41 207H38L36 209L40 210ZM54 208H56V207H54ZM77 208H79V207H77ZM146 208H149L148 210H149L150 213L153 211L152 214L153 215L155 214V216H152V214L150 215V213H149V215L152 216V218L150 216L149 217L144 216L145 214H144L143 211ZM19 209H21V208H19ZM26 209H24V207H23V209H21V210H26ZM81 209H82V212H83L84 209H87V205H86V208H81L80 207V210ZM131 209H132V211H134L133 213L131 212ZM21 210L19 212L23 213V211L21 212ZM87 211L89 212V209H87ZM87 211H86V213H87ZM17 212L18 211L16 210V213ZM50 212L55 213L54 211H50ZM50 212L46 213V215L44 216V218H45L44 220L47 219L49 222H50V220L48 219V216L50 215L49 214ZM111 212L112 211L110 210V213ZM142 212H143V214H142ZM93 213L94 212H92V214ZM110 213H108V215ZM113 213H114V211H113ZM113 213H111V216H109L110 223L111 222L116 223V224L120 223L121 216H119L117 214L118 217H120V219H117V218L113 219V217L116 216V214L115 213L113 214ZM117 213H118V211H117ZM130 213H131V216L129 215ZM136 213L138 214L137 217H136ZM17 214L15 216H17ZM47 214H48V216H47ZM80 214L81 213L79 212L78 215L80 216ZM89 214H90V212H89ZM74 215H73V217L75 218V221L79 219L78 221L80 223L81 222L83 223L82 220L84 218H86V217H82L83 216L82 215L81 217L83 219H81V217H79V216H78L79 218L76 219L77 215H76V217ZM84 215L86 216V215H88V213L84 214ZM112 215H114V216H112ZM18 217H19V215H18ZM98 217H100V216H98ZM12 218H16V217L13 216ZM74 218H73V220H74ZM100 218H102V217H100ZM9 219H11V216H10ZM19 219L20 218L16 219V222L15 221L14 222L17 223V220H19ZM52 219H53V216H52ZM141 219H140V221H142ZM11 220L13 221L14 219H11ZM20 221H22V220L20 219ZM85 221H86V219H85ZM167 221H168L167 224L169 225V226L167 225L168 228L165 225V222H167ZM121 222H125V221L122 220ZM128 222H129V220L127 219V222L125 224H127ZM24 223L22 222L21 226H24V227L27 228V226L22 225ZM35 223L36 222L33 221L30 226H35ZM86 223H87V221H86ZM138 223L142 224L141 222H138ZM156 223H153V224H156ZM19 224H20V222H19ZM27 225H28V223H27ZM134 225H137V224L134 223ZM134 225L132 224V226H134ZM17 226H19V225L17 224ZM17 226L15 227V230H14V228L10 227L11 228L10 230L12 232H13V230L15 232L17 231V234H18V231L21 229V226H19L20 229ZM30 226H28V228ZM76 226L82 227L81 224H80V226L79 225H76ZM76 226H75V229L79 230V228H77ZM87 226L82 227L81 230H80L82 232L79 231V233L80 234L81 233H85V232L87 233L88 232L87 230L90 229L89 226L88 227ZM90 226H91V223H90ZM127 226L130 227L129 225H127ZM127 226H126V229H127ZM153 226H151V227H153ZM35 227H34V229H35ZM59 227H61V226H59ZM121 227H118V229L121 228ZM144 227L146 229L148 228L147 226H144ZM17 228H18V230H17ZM86 228H88V229L85 230ZM23 229L24 228H22L21 230L24 231ZM34 229L32 227V230H31V232H32L31 236H33L32 239L34 240L33 242L31 241L32 245L28 246L29 243H27L28 244L27 246H23L22 242H24V241L20 242V247L22 246L21 247L22 248L21 251L19 250V247H16V246H15L16 248L14 247L15 244L18 245L17 241H16L17 243H15V244L13 242L11 244V241H9L10 243L7 244V245H5V243H4V246L6 248L5 249L3 247V243H2V241L0 239V242H1L0 244H2V247L0 248V256H1L0 258L2 259V256L3 255L6 256L7 254H8L7 256H9V255L11 256L9 258H12V257H16V256L18 257V256L26 255V253H27L26 257L27 256H29V257L35 256L37 258V257L41 256L42 254H45L46 256H49L51 253L48 250H46V251L43 250L42 246L37 244V240L34 239V237L37 238L36 235L39 238V236L42 237L43 234L46 233V232H43L41 229H40L41 231H39L38 228H36L37 230L36 229L34 230ZM68 229H70V228L68 227ZM75 229H73V232L76 231ZM122 229H123V227H122ZM129 229L130 228H128L127 230H129ZM157 229H158V226H157ZM29 231H30V228H29ZM123 231H125V230H123ZM131 231L133 233V230H131ZM41 232H42V234H41ZM136 232H137V230H136ZM141 232H143V235H147L145 233L146 231L144 232L143 229H142ZM23 233L21 232V234H23ZM121 233H122V230H121ZM138 233H140V231H138ZM10 234H11V232L9 231V235ZM28 234H29V232H28ZM48 234L49 233H47L46 235L44 234V235L47 236ZM151 234H152V231H151ZM25 235H27V234H25ZM25 235L23 237H25ZM78 235H76V237H78ZM81 235H83V234H81ZM87 236H89V235H87ZM94 236H96V235H94ZM127 236L129 237V235H127ZM141 236H142V234H141ZM142 237H144V236H142ZM83 238L84 237L82 236V238H81L82 247H83V245H86L87 247L93 246L92 244L89 246L87 241L85 239H83ZM88 239H89V237H88ZM22 240H24V239H22ZM72 240L73 239H71V241ZM74 240H75V238H74ZM99 240H101V238ZM147 240L145 242H147ZM127 241H128V239H127ZM131 241H132V243H131ZM131 241L130 242L128 241V242H126L124 244L126 245L127 243H131V244L135 243L134 247L136 249H137L138 246H142V243H141V245H138L136 247V245L138 243L134 242L133 238H132ZM143 241H144V238H143ZM159 241L162 242V243L158 244ZM77 242L79 243L78 240H77ZM111 242H112V240H111ZM118 242H119V240H118ZM155 242H157V244H158L157 246H155V244H154ZM24 243L26 244V242H24ZM69 243L70 242L68 241V245H69ZM100 243H101V241H100ZM120 244H122V243H120ZM139 244H140V241H139ZM121 246L122 245H120L119 248ZM126 246H128V245H126ZM68 247L65 250H59L57 254L60 257H63V256H66V255H64L66 253L68 255V257H70L71 256L70 254H73V253L75 254L76 251L78 250V247H77V249H75L76 247L73 246V243L70 245V248L74 250L73 253H72V251L70 252V251L67 250ZM107 247H105V248H107ZM105 248L103 250H105ZM122 248L125 249V247H122ZM71 249H69V250H71ZM92 249L93 248L91 247V250ZM95 249H96V247H95ZM110 249H111V247H110ZM130 249H131V246H130ZM8 250H10V253L8 252ZM115 250H116V248H115ZM139 250L141 252V249H139ZM145 251L146 250H142V253L144 252V254H145ZM78 252H80V249H79ZM78 252L76 254H78ZM89 252H90V248H89ZM103 252H105V251H103ZM107 253H108L107 255H109V252H107ZM146 253H147V251H146ZM76 254L74 256H76ZM122 254L124 255V253H122ZM144 254H142V255L144 256ZM88 255H90V254H88ZM103 255H105V254H103ZM135 255H137V254L135 253ZM101 256H102V252H101ZM110 256H112V255H110ZM110 256H109V258H110ZM114 256H115V253H114ZM128 257L129 256H127V258ZM141 257H139V259ZM127 258H125V259L127 260ZM12 259H14V258H12ZM139 259L137 258V260H139ZM122 260H123V258H122ZM146 260L150 261V259H146Z\"/></svg>",
    "mask_w": 264,
    "mask_h": 264
}]
</instances>
